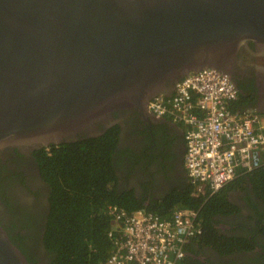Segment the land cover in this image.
<instances>
[{
	"label": "water",
	"instance_id": "95a60500",
	"mask_svg": "<svg viewBox=\"0 0 264 264\" xmlns=\"http://www.w3.org/2000/svg\"><path fill=\"white\" fill-rule=\"evenodd\" d=\"M247 41L264 48V0H0V156L146 116L187 75L227 74ZM0 264H31L1 225Z\"/></svg>",
	"mask_w": 264,
	"mask_h": 264
},
{
	"label": "flooded vegetation",
	"instance_id": "af4514ba",
	"mask_svg": "<svg viewBox=\"0 0 264 264\" xmlns=\"http://www.w3.org/2000/svg\"><path fill=\"white\" fill-rule=\"evenodd\" d=\"M227 74L241 108L264 109V48L245 42ZM112 121L119 126L116 173L121 192L130 190L148 206L183 187L181 125L137 110L118 113ZM38 149L10 148L0 156V225L31 264H50L43 241L50 187L40 173ZM227 200L226 208L211 216L218 240L206 243L201 226L186 241L181 264H264V202L247 179L228 192Z\"/></svg>",
	"mask_w": 264,
	"mask_h": 264
},
{
	"label": "built area",
	"instance_id": "2783aa9c",
	"mask_svg": "<svg viewBox=\"0 0 264 264\" xmlns=\"http://www.w3.org/2000/svg\"><path fill=\"white\" fill-rule=\"evenodd\" d=\"M237 90L227 74L202 69L180 79L148 112L184 128L183 166L195 193L207 200L237 177L264 165V117L232 109ZM114 249L107 264H181L187 239L200 232L198 211L177 209L162 220L145 210L111 208Z\"/></svg>",
	"mask_w": 264,
	"mask_h": 264
},
{
	"label": "trees",
	"instance_id": "16d2710c",
	"mask_svg": "<svg viewBox=\"0 0 264 264\" xmlns=\"http://www.w3.org/2000/svg\"><path fill=\"white\" fill-rule=\"evenodd\" d=\"M231 108L244 110L237 102ZM118 139L119 126L115 124L101 135L36 151L40 173L50 187V209L43 238L52 257L50 264H107L114 249V238L109 233L117 226L112 207L127 214L145 210L162 220L169 219L177 209L198 211L203 231L201 238L214 245L218 237L211 216L226 208L228 192L232 188L247 179L264 202L263 165L237 177L207 200L196 195L195 185L185 172L182 188H174L147 206L130 190H119L116 173Z\"/></svg>",
	"mask_w": 264,
	"mask_h": 264
},
{
	"label": "crops",
	"instance_id": "0c3cea01",
	"mask_svg": "<svg viewBox=\"0 0 264 264\" xmlns=\"http://www.w3.org/2000/svg\"><path fill=\"white\" fill-rule=\"evenodd\" d=\"M250 110L252 109H244L243 111H250ZM253 110H256V109H253ZM257 112L260 113L264 117V109L258 110Z\"/></svg>",
	"mask_w": 264,
	"mask_h": 264
},
{
	"label": "clouds",
	"instance_id": "9594fccd",
	"mask_svg": "<svg viewBox=\"0 0 264 264\" xmlns=\"http://www.w3.org/2000/svg\"><path fill=\"white\" fill-rule=\"evenodd\" d=\"M250 111H253V110H250ZM243 112V111H242ZM253 112H256V111H253ZM258 113V112H257ZM260 114V113H259ZM198 219H199V215H198ZM199 222H200V220H199ZM201 224V223H200ZM200 228H201V225H200ZM192 238V237H191ZM190 239V238H189ZM188 240V239H187ZM186 243V242H185ZM184 246H185V244H184ZM183 251H184V247H183Z\"/></svg>",
	"mask_w": 264,
	"mask_h": 264
}]
</instances>
